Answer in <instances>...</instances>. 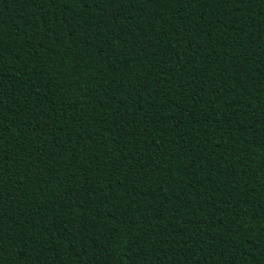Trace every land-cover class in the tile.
<instances>
[{
    "label": "trees",
    "instance_id": "obj_1",
    "mask_svg": "<svg viewBox=\"0 0 264 264\" xmlns=\"http://www.w3.org/2000/svg\"><path fill=\"white\" fill-rule=\"evenodd\" d=\"M0 264H264V0H0Z\"/></svg>",
    "mask_w": 264,
    "mask_h": 264
}]
</instances>
